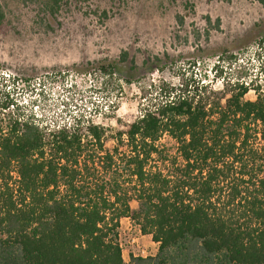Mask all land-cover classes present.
Returning a JSON list of instances; mask_svg holds the SVG:
<instances>
[{"label":"trees","instance_id":"16d2710c","mask_svg":"<svg viewBox=\"0 0 264 264\" xmlns=\"http://www.w3.org/2000/svg\"><path fill=\"white\" fill-rule=\"evenodd\" d=\"M61 8L43 0L41 10ZM129 60L132 71L127 51L95 64L114 77ZM251 89H163L111 151L99 125L51 130L4 104L13 116L0 127V264H264V93L248 100ZM164 136L177 149L167 173L152 164L170 159ZM124 218L158 244L154 256L125 260Z\"/></svg>","mask_w":264,"mask_h":264},{"label":"rangeland","instance_id":"374dc122","mask_svg":"<svg viewBox=\"0 0 264 264\" xmlns=\"http://www.w3.org/2000/svg\"><path fill=\"white\" fill-rule=\"evenodd\" d=\"M42 2L0 0V127L13 116L4 104L14 102L15 114L35 116L51 130L79 120L82 128L103 127L111 151L117 134L159 102L163 89L219 93L246 83V99H255L254 88L264 93V0H62L55 17L44 16ZM123 51L135 61L132 71L130 60L114 77L99 71L95 63ZM160 144L170 159L153 166L174 171L175 141L164 136ZM122 220L128 260L140 250L126 241L129 221ZM136 234L145 257L154 256L152 241Z\"/></svg>","mask_w":264,"mask_h":264},{"label":"built area","instance_id":"2783aa9c","mask_svg":"<svg viewBox=\"0 0 264 264\" xmlns=\"http://www.w3.org/2000/svg\"><path fill=\"white\" fill-rule=\"evenodd\" d=\"M126 220H128V224H129V227L128 229H126V234L128 235L126 238V241L134 248H137L140 250V255L143 257H145L146 255H149V254H146V250L143 248V247H140L139 245V237H137V234L136 232H138V234L140 235V237L144 238L140 231V228L138 227V225H136L133 220H131L130 218H125ZM122 230L121 226H120V231ZM119 242H120V246L122 247L123 249V246H124V243L122 241V234L120 233V237H119ZM124 251V250H123ZM130 254H133L135 256H140L138 254H135V253H130ZM129 254V255H130Z\"/></svg>","mask_w":264,"mask_h":264},{"label":"crops","instance_id":"0c3cea01","mask_svg":"<svg viewBox=\"0 0 264 264\" xmlns=\"http://www.w3.org/2000/svg\"><path fill=\"white\" fill-rule=\"evenodd\" d=\"M121 228H122V230H125V229H123V220H121ZM143 237H144V239H150L152 241V238L150 236H145L144 235ZM152 244L155 246V250H157L158 249V245L156 243H154L153 241H152ZM128 260H129V257H128ZM128 260H126V261H128Z\"/></svg>","mask_w":264,"mask_h":264}]
</instances>
